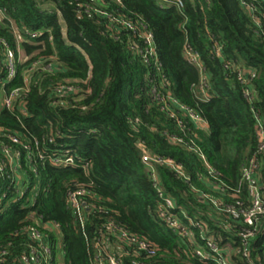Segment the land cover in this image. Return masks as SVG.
<instances>
[{
	"label": "trees",
	"instance_id": "obj_1",
	"mask_svg": "<svg viewBox=\"0 0 264 264\" xmlns=\"http://www.w3.org/2000/svg\"><path fill=\"white\" fill-rule=\"evenodd\" d=\"M0 4L23 33H37L19 44L11 26L0 25V160L4 145L19 153L25 188L19 195L0 176V192L9 195L0 206V253L8 252L9 263L34 264L24 228L35 226L50 237L51 264H107L109 255L121 264H219L217 255L228 251L232 264H264V214L250 225L226 210L250 207L243 170L254 160L264 201L257 134L264 125V0ZM9 51L23 57L13 79ZM16 90L8 108L5 98ZM35 140L46 155L73 163L37 155L29 162L24 144L37 154ZM146 153L182 169L149 164ZM80 188L88 192L84 225L68 202ZM163 211L190 235L173 231ZM119 228L155 253L123 240ZM246 230L256 234L248 245ZM98 243L106 253L98 254Z\"/></svg>",
	"mask_w": 264,
	"mask_h": 264
},
{
	"label": "built area",
	"instance_id": "obj_2",
	"mask_svg": "<svg viewBox=\"0 0 264 264\" xmlns=\"http://www.w3.org/2000/svg\"><path fill=\"white\" fill-rule=\"evenodd\" d=\"M1 1V0H0ZM47 5H44V7H46ZM8 23L13 32L15 33V37L18 40L19 44H21V42L24 40V35L25 34H32V36H36V32H31V31H26V33H23L19 27L16 26L15 24V20L11 17L8 7L5 5H1L0 4V25L1 24H5ZM6 45V44H5ZM191 59L195 62L197 60V58L195 56H191ZM7 60H8V69H9V79H13L14 76L16 75V63L18 60H20V58L17 60L14 53L12 51L8 52V56H7ZM20 90H16L14 91L12 94H10V96L5 98V105L8 108L12 107V103L14 101V99L20 94ZM258 138H259V146L261 149L264 148V125L263 124H259L258 125ZM10 139L13 140L14 142H19L18 138L15 136H10ZM34 144L37 146V148L39 147V142L37 140H35ZM24 148L27 151V160L29 162H33L34 160V156H38L41 160H45L46 158L50 159L54 165H58V166H67L71 163H73L72 158H61V157H57L55 155H46L44 150H41L40 148H38V150H36V153L32 151V146L29 144H24ZM3 150L5 152V156L7 159H3L1 158L0 160V176L1 177H6L9 178L16 186V190L17 192H19V195H23L25 188H23L21 185L23 183V178L22 175L20 173V166H19V158L20 155L19 153H13L11 151V149L9 147H7L6 145L3 146ZM144 161L151 164L152 161L154 162H165L168 165H172L174 168H176L178 171H181L182 166L175 163L172 160H163V159H159V158H153L151 157L149 154H145L144 155ZM7 168L9 170H7ZM259 165L256 162V160H254L251 164V166L244 168V172H243V176L246 180L249 181L250 183V207L248 209H244L242 207H236L234 205H229L226 207V210L232 214L235 218H243V221L245 223H248L250 225H252L255 221V219H257V217L259 215H263L264 214V201L262 199V194H261V190L258 184H256L254 182V175L256 173V171L258 170ZM87 191L84 188H80V189H76L73 190L69 193V197H68V202L69 205L71 206L72 210L74 211L77 219L79 221H81V223L84 225L85 223V210H84V204H83V200L84 197L87 195ZM8 192L3 190L0 192V206L3 205V201L4 199H6L8 197ZM216 205L218 207H222V203L219 201L215 202ZM166 204L169 207H173V201L169 198L166 199ZM162 218L166 221V223L168 224V226L173 229V231L175 232H182L183 235L185 236H189L190 232L185 229L184 227H182L181 222L179 221V219H177L176 217H174L172 214L163 211L161 213ZM117 229V227H115ZM24 231H26L29 234V237L31 238V240L34 242L33 244L30 245V256L32 257L34 264H51V260H52V254H53V249H52V245H51V240L49 235L44 234L43 232H41L39 229H37L35 226H27L24 228ZM121 238L125 241L128 242H135L139 245L140 249H144L146 251H148L150 254H154L155 251L153 249H150L148 243H146L145 241H142L140 239H137L135 237L130 236L126 231H124L123 229H118ZM255 231L253 230H246L243 232L242 237H243V242L244 245H248V241L249 239L255 237ZM98 247H99V255L106 253V249L102 248L101 245L98 243ZM209 247L211 248V250L214 253H219L220 252V247L218 245L217 242L211 241L209 243ZM248 247V246H247ZM250 252L251 250L246 249V253L245 256H247L248 258H250ZM8 252L7 251H3L2 253H0V264H12L8 262V257H7ZM197 254L200 255L203 259H208V256L205 255L201 250L197 251ZM217 255V254H216ZM220 255V254H219ZM218 262L219 264H232L231 262V252L228 251L226 253H223V255L218 256ZM33 262L30 259H26V264H32ZM97 264H104L103 262L97 263ZM107 264H121L120 261L114 256V255H109L108 256V260H107Z\"/></svg>",
	"mask_w": 264,
	"mask_h": 264
},
{
	"label": "rangeland",
	"instance_id": "obj_3",
	"mask_svg": "<svg viewBox=\"0 0 264 264\" xmlns=\"http://www.w3.org/2000/svg\"><path fill=\"white\" fill-rule=\"evenodd\" d=\"M19 58H20V59L23 58L21 54H20V57H19Z\"/></svg>",
	"mask_w": 264,
	"mask_h": 264
}]
</instances>
